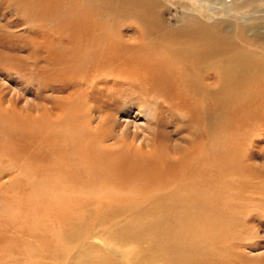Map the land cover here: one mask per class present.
Returning a JSON list of instances; mask_svg holds the SVG:
<instances>
[{
	"label": "rangeland",
	"instance_id": "obj_1",
	"mask_svg": "<svg viewBox=\"0 0 264 264\" xmlns=\"http://www.w3.org/2000/svg\"><path fill=\"white\" fill-rule=\"evenodd\" d=\"M138 1L0 0V264H129L125 260L126 252L131 260L141 250L140 247H124L119 242L112 226L115 231H120L123 226L118 227V217L111 218L112 211L105 214L111 218L109 223L101 224L103 222L97 217L90 219V208L84 206L87 200L79 193L81 191L77 187L75 191L73 188L68 190L64 179L57 176L60 164L73 168L71 159L62 153L65 151L62 144L69 138L86 141L87 148L84 156L77 158L80 167L77 170L65 168L66 172L73 171L78 178L83 177L86 175L83 170L87 171L83 166L86 165L95 174L97 184L112 189L102 193L125 195L117 200L121 205L128 199L133 203L144 199L142 208L152 209L150 213L155 208L167 212L170 208L167 200L171 197L165 196L167 200L156 197L161 191L155 194V170L151 167L152 175L142 171L140 174L144 175H140L141 164L165 159L162 171L166 175L169 172L176 174L180 179L185 175V170L181 169L187 168L188 176L202 177L201 181L207 180L204 184L214 185L216 207H220V203L224 205L222 198L234 207L237 205L232 197L239 192L233 184L240 183L246 175L247 183L253 181L256 190L255 199L248 200L243 208L249 223L243 225L244 232L239 234L244 249L230 248L231 239L236 237L219 235L228 244L221 262L264 264L263 90L224 93L216 88L215 106L210 95L197 84L202 79L197 74V80L189 81L190 89L183 90L185 93L173 89L171 92H149L148 97L164 96L168 104H144L141 111L147 113L145 116L139 114L141 111L130 100L128 78H119L122 65L129 69L127 71L140 67L143 70L150 58L176 63L182 72L183 69L192 71L181 52L189 40L175 32L193 25L191 20L206 27L218 22L235 27L237 21L220 14L223 7L219 0H145L142 12H146L140 16L132 10ZM233 40L242 45L246 53L264 60V46H248L237 38ZM104 54L113 55L100 59ZM153 54H157L156 57H151ZM102 61L115 68L105 72L106 65ZM135 74L140 73L136 71ZM219 80L216 77L213 82ZM120 92L124 94L120 96ZM70 129L75 133L69 137ZM34 140L37 144L32 142ZM70 143V147L75 148V142ZM122 153L131 157L134 154L136 158L130 159V164L135 162L137 165L132 163L130 170L133 172L122 171L119 176L109 179L108 174L114 176L117 167L108 165L111 160L107 159ZM42 171H54L55 176ZM191 179L186 182L190 183ZM172 181H167L169 185L164 182L167 185L165 191L172 196L177 191L179 196L180 189L170 192ZM140 187L146 190L137 194ZM101 194L93 195V199L113 201ZM129 195L132 198L127 197ZM178 196L176 198L181 199ZM67 197L71 204L68 207L75 213L67 211L64 204ZM143 209L129 215L126 226L130 227L142 217ZM178 216L181 217L175 212V218ZM67 236L69 239L63 242ZM70 237L76 238L75 241L71 242ZM199 244L206 246L205 240ZM144 246L143 249H147L148 246ZM193 249L192 253L198 250ZM138 262L136 259L134 264H143Z\"/></svg>",
	"mask_w": 264,
	"mask_h": 264
},
{
	"label": "bare ground",
	"instance_id": "obj_2",
	"mask_svg": "<svg viewBox=\"0 0 264 264\" xmlns=\"http://www.w3.org/2000/svg\"><path fill=\"white\" fill-rule=\"evenodd\" d=\"M198 1H203V0H198ZM219 1L222 3L221 7H223L220 14L224 15L225 17H229V18L236 20L237 23H236L235 27L232 25L230 26L229 24H222L219 22L213 26L206 27V26L201 25L196 20L195 21L191 20V22L194 23L193 25L185 27L181 30H177L175 32L176 33L175 35H184L189 40L182 47V50H181V52H183V55H182L183 59H185L190 64V66L192 67V71L188 70L189 72H187L185 69H183V72L187 76L184 75L182 77V75H179L180 73H183L181 68H178L176 63L175 64L169 63L168 61H166L163 58L147 59L148 62H146V64L144 65L143 70H140V69H142L141 67H140V69L135 68V70H134L135 73H136V71L137 72L139 71V73L143 76H141L140 74L132 73L134 71H127L129 69L125 68V66H123V65L122 66L120 65L121 67H119V68L121 69V71H120L121 75L119 76V74L118 73L117 74H118L120 80L122 77H123V79H125V77L128 78L127 81L130 85V87H129L130 89L128 92V93H130L129 97H130V100L133 102V104H135L134 107H136L137 110L141 111L143 105L146 103H153L152 105H154V106L159 105L162 102H163L162 104H168V102H167L168 100L166 101V98L164 96L153 98V97H148L147 95H151V93H149L151 91H158V92L163 93L164 91L171 92L172 89L177 90V92H178V90H181L183 93H185L183 90L190 89L189 88V86H190L189 81L191 82L192 79H194V78L196 79L197 74L199 77L202 78V79H199L197 84L199 83L200 87L204 91H206V93L208 95H210L211 101L213 103L212 105H215V106H216V88L219 89L220 91L224 92V93H230L233 91L237 92V90H242V89L243 90L250 89V91L252 93L256 92V90H258V91L263 90V92H264V60L263 59L257 60L256 57L251 56L249 53H246V50H243L244 47L242 45L237 44L233 40V39L237 38L242 42V44H245L248 46L251 45V46H256L259 48H260V46H264V0H231L230 3H228L226 0H219ZM144 2H145V0H139L138 4L135 5V9H134V6L132 8L133 13H135L139 16L142 15V13H145L146 11L142 12L144 10V6H143ZM147 6H148V4H147ZM198 10H199V12H202V11H200V9H198ZM238 22H242V23L239 24ZM244 53H246V54H244ZM112 55L109 56L108 54H104L100 57V59L110 58ZM156 55L153 54V56H151V57H156ZM102 64L106 65V66H104L105 72H107V70L111 72V70L115 68L113 65L103 63V61H102ZM107 66L110 68H106ZM194 67H195V69H194ZM116 68H118V67H116ZM216 77H219V79H220L218 81V83L213 82V80L216 79ZM173 78H174V81H173ZM193 82H195V81H193ZM205 82H208V83H205ZM93 86H96V85H93ZM119 88H121V87H119ZM126 88H124V89H126ZM194 89H195V85H194ZM139 91H144V92H139ZM136 92H137V94H136ZM245 92H246V90H245ZM141 93H143V94H141ZM119 94H120V96H122L124 93L120 92ZM123 98H124V96H123ZM121 100L119 99L120 103L123 102ZM127 100H128V98H127ZM125 101H126V98H125ZM223 105H227V102H223ZM147 112H148V110H147ZM139 114L140 115L145 114V116H147V113H144L143 111H141ZM150 114H154V113H150ZM210 116H211V118H214V113H211ZM143 127H144V125H143ZM17 129H19V127ZM42 129L43 128H41V131H42ZM42 133H44V132H42ZM73 133H75V132H73L70 129V131H68V133H67V136L69 135V137H70V136H72ZM42 136H44V135H42ZM35 139H37V138H35ZM69 140L72 143L75 142V144H74L75 148L70 147L72 144L70 143ZM32 142L35 143L36 140H34ZM64 143L62 144V147L65 151L62 153L63 154L66 153L64 155L67 158L71 159V165L73 166V168H71L69 166H65L63 164H60L59 169H57V176L61 177L60 179H62V180L64 179L63 183H66L68 185L67 186L65 184L66 187H69L68 190L70 188H73L75 191L76 187H77L79 189V191H81L79 193H82V196L87 200L86 202H84V206H87L90 208V209L87 208L90 210L89 211L90 219L97 217L99 221L103 222L101 224H104V223H109L111 218L113 219L114 217H118V220H119L118 227L120 228L121 226H123V228H120V231H115L113 229L114 226H112V232L115 235L119 236V238H117V239H119V242L123 246L125 245L124 247H134L136 249H137V247H140V249H141L140 251H138L135 254L136 258L131 259V260L127 256L129 254V252H126L125 260L129 261V264L132 262L134 264L136 262V259L140 263H143V264L144 263L145 264H151V263L155 264L157 262H160L161 264H222L221 261H223L224 254L228 250V248H227L228 244L226 245L225 240L220 239L219 235H221L222 237L227 236L229 238L236 237L234 239H231L233 244H232V247H230V248H232L234 250L244 249L243 241L242 240L239 241L240 240L239 234L244 229L243 225L248 226L249 223H248V221H246V218L248 217V215L243 210V208L245 206L244 204H247L248 200L253 201L255 199L254 195H255V190H256V187H255V184H253V181L251 183H247L249 179L246 175L244 176L245 179L239 180L240 183L237 182L236 184H233V186L235 188H237L236 190H238V192H239L236 194L234 193L235 197L234 198L232 197V199H234L235 203L237 202V205L234 207V206H232L233 203L231 204V202H228L229 203L228 204L227 200H225V198L224 199L222 198V200H224L223 201L224 205L222 203H220V207H218V206L216 207V193H215L214 185L212 183L204 184L205 182H207V180L205 181V179H204L203 181H201L202 177L200 179H198L197 176L196 177L193 175L188 176L187 175L188 174L187 168L181 169V170H185V175L182 176V178H184V179H182V178L180 179V178H178V176L176 174H171L169 172V175H166L165 174L166 172L162 171V169L165 168V164H163L165 159L163 162L161 161L164 157L160 160L161 162H159V160H158L159 158H158L157 161L155 160L157 163L156 162H150V163H146V164H141V165H139L140 168L138 169L139 174L141 171L151 174L152 168H154L153 170H155L153 172V173H155V175H157V177H154V179L156 180V183H155L156 189H154L155 194H156V192H158V190L161 191V192H158L159 196H156V197H159L160 200H167V199H164V197L168 196V195L171 197L167 200L170 203L169 204L170 208L168 209L167 212H164L159 208H157V209L155 208L152 211V213L154 212L152 214V213H150L152 209L144 210L142 208L143 207L142 204H144V199H143V201L139 200V202H136V203H133L134 201L132 202V200L128 199L127 203H123L124 205H121V203L118 204L119 201H117V200L118 199L120 200L121 196H125V195H122L121 193H115V192H113V193L112 192L102 193L103 191H106V190L111 191L112 189L110 187H104L103 185L97 184L95 182V178L93 176L95 174H92V172H91L92 169L88 170L86 165H84V166L82 165L83 168L87 169V171L85 169L83 170L84 174H86V175H83V177L78 178V175L75 176L73 174L75 172H73V171L70 174L68 172H66L65 168H70L71 170H73V169L77 170L80 167L81 162H80V165H78L79 166L78 167L77 166V164H78L77 158L84 156L87 145L85 144L86 141L84 143V142H81V140L76 141L75 139H70V138L66 139V141L64 140ZM36 144H37V142H36ZM45 145H47V144H45ZM45 145H43V146L46 147ZM33 146L35 147V145H33ZM43 146H42V149H43ZM34 147H31V148L33 149ZM31 148L28 147V149H31ZM47 148H44V149L47 150ZM76 149H78V151ZM50 151H52V150H50ZM30 154H32V153H30ZM125 154H126V156H123V153L118 154V155L117 154L112 155V156H109V158L107 159V160H111L109 162L107 161L108 165H111L114 168L117 167V172H116V174L114 173L115 175L113 174L114 176L109 175L106 172L108 174L109 179L112 177L114 178V177L119 176L118 175L119 172L122 173V171L123 172L129 171L131 169L130 167H132L134 165L135 162L134 163L132 162L133 165H132V163L130 164V159H132L134 161L136 158L135 155L133 154L134 157H131L129 154H127V153H125ZM138 156H141V155H138ZM101 158H104V156ZM152 159H153L152 161H154V157ZM147 162H148V160H147ZM136 165L137 164H135L134 166L136 167ZM133 169H135V168H133ZM138 170H135V171H138ZM42 172H43V174L48 175V172H50V171H42ZM53 172L54 171L50 172L49 174L55 176V174H54L55 172L54 173ZM62 172H63V174H62ZM131 172H133V171H131ZM189 172L191 173L190 170H189ZM198 173H199V171H198ZM59 174H60V176H59ZM91 174H92V176H90ZM130 174H132V173H130ZM142 174H140V175H142ZM122 175L123 174H121V176ZM202 176H203V174H202ZM171 178H174L173 181L171 180ZM190 178H192L191 182L187 183L186 180L187 179L190 180ZM149 179H151V177ZM149 179H147V180H149ZM93 180H94V182H93ZM155 180H153V181H155ZM111 181H112V179H111ZM121 181H123V179ZM167 181H169V182L172 181V183H173V185H172V183L170 184V186H172L171 188L173 189V190L170 189V192L174 193V191H175L174 189H176V190L180 189V195L179 196L177 194V191H176V194L174 193L175 197L172 196L173 195L172 193H171L172 194L171 195L169 192L165 191L166 186L169 185V184H167L168 183ZM109 182H110V180H109ZM144 182H147V181H144ZM164 182H166L167 185L164 184ZM125 183H127V182H125ZM141 183H143V182H141ZM122 184H124V183H122ZM129 184H131V183H129ZM174 186H177V187L173 188ZM143 187H147V186H143ZM228 187H230V186H228ZM141 188L142 187H140V189ZM151 189H153V188H151ZM151 189H149V190H151ZM229 189H231V188H229ZM145 190H146V188L138 190V191H136V193L141 194V192L145 191ZM232 190H233V188H232ZM115 191H117V190H115ZM101 193L105 194V195H102ZM95 194H101L100 195L101 197L102 196L111 197V198H113L112 200L115 201V203L113 201H111L109 198H108V200H110L111 203L109 201L106 202V200L104 201L102 199H97V198L93 199V195H95ZM133 194L135 195V193H133ZM112 195H115V196L118 195L120 197L115 198ZM151 195H153V194H150V196ZM226 195H227V193H226ZM64 196H65V194H64ZM176 196L180 197L181 199H179V198L177 199ZM127 197L132 198V195H129ZM229 198H231V196ZM65 199H64V201H65L64 204H65L66 208L68 209L67 211L75 213L76 211L73 208L68 207L71 205V204L69 205V203H68L69 197H67ZM178 200H180V201H178ZM130 201H131V203H130ZM219 201H221V200H219ZM82 203H83V201H82ZM114 204H116V205H114ZM95 205H99V207H96ZM119 205L122 207H119ZM116 207H118V208H116ZM156 207H158V206H156ZM142 209H143L142 217H140L138 220L134 221V223L132 222V225L130 227L126 226V222H127L126 220L129 217V215H131L133 212H139ZM109 211H112V214H110V216H111L110 219L105 215L106 213L109 215ZM175 212H178L181 217L178 216V218H175ZM66 215H67V213H66ZM148 215H150L149 219L147 218ZM123 216L124 217L126 216V217L123 219ZM145 216H146V218H145ZM82 225L83 224H81V226ZM85 228H83V229H85ZM67 229H69V228H67ZM242 232H244V231H242ZM123 233H126V235H124ZM72 237H74V236L72 235ZM72 237H70L71 242L75 241V239H76V238H72ZM80 237L81 236H79L78 238H80ZM66 239L68 240L69 237L67 236L65 239H62L63 242H65ZM117 239H116V241H117ZM188 239H190V241H192V242L195 241V243H193V244H191L189 241V244H190L191 248L194 247V249H196V250L198 249L196 252L197 254L192 253L191 248L190 249L188 248V246H189V245H187ZM202 240H205L206 246L199 244V243H201ZM233 240L235 241V244H234ZM120 243L118 246H121ZM144 245L148 246V247H146L147 249H143L145 247ZM194 249H193V251H195ZM197 256H200L202 259L200 260Z\"/></svg>",
	"mask_w": 264,
	"mask_h": 264
}]
</instances>
